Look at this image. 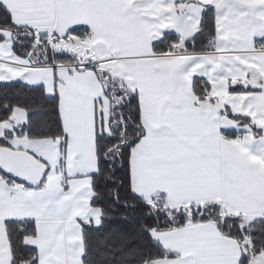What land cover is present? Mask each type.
<instances>
[{
	"label": "snow or ice",
	"instance_id": "6c2138e0",
	"mask_svg": "<svg viewBox=\"0 0 264 264\" xmlns=\"http://www.w3.org/2000/svg\"><path fill=\"white\" fill-rule=\"evenodd\" d=\"M0 264H264V0H0Z\"/></svg>",
	"mask_w": 264,
	"mask_h": 264
}]
</instances>
